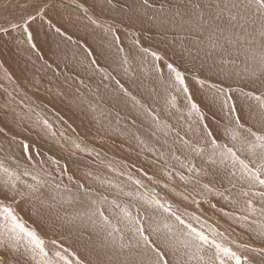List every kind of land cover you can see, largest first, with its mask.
<instances>
[{
	"label": "snow or ice",
	"instance_id": "snow-or-ice-1",
	"mask_svg": "<svg viewBox=\"0 0 264 264\" xmlns=\"http://www.w3.org/2000/svg\"><path fill=\"white\" fill-rule=\"evenodd\" d=\"M9 6L10 0H0V11ZM57 6L63 5L57 0H24L23 15L18 19L4 16L0 33L20 28L27 44L38 50L34 41L39 36L34 35L31 25L37 17L45 20ZM94 6L103 12L106 7L115 9L117 3L94 0ZM120 7L124 18L119 22H100L88 16L102 29L105 47L114 49L118 56L123 53L118 67L128 73L132 60L138 58L143 64L150 58L151 70L165 93V115L181 111L177 101L183 100L187 128L168 123L160 109L146 106L110 73L104 76L116 80L118 93L128 97L146 118L151 117L150 136L157 143L163 137V150L153 151L157 160L163 161L158 169L164 180L162 187L195 209L207 204L216 210L220 201L235 207L243 197L240 211L245 214L232 218L242 222L241 227L247 224L246 231L254 233L261 244L256 247L230 239V232L202 219L203 213L181 212L142 179L126 172L117 174L127 176L130 184H117L82 168L78 160H72L70 167L67 162L61 165L63 157L37 159L44 155L39 148L34 151L31 141L16 140L15 128L24 125L25 116L16 112L9 118L5 104L0 119V264H264V0H124ZM84 12L88 14V9ZM146 21L148 26L144 27ZM48 23L53 26L50 20ZM137 23L141 29L133 31ZM55 32L83 48L85 58L95 56L90 46L80 44L61 27ZM143 32L159 36L160 48L145 46ZM122 36L132 38L127 51ZM89 65L99 67L95 58ZM89 92L95 100L78 95L72 102L85 106L103 129L106 119L111 122L112 108L106 107L107 101L99 103L104 98L91 88ZM112 100L114 107L119 95ZM29 111L34 113L35 109ZM119 120L117 112L116 122ZM37 124L51 137L57 136L38 113ZM59 135L67 139L63 132ZM55 143L70 157L77 152L92 155L80 140L72 141L74 150L59 140ZM177 152L183 153V159ZM171 159L182 171H174ZM108 169L116 171L111 164ZM137 172L153 184L161 183L143 169ZM177 175L183 192L176 191ZM93 182L98 187H93ZM121 196L135 204L121 203ZM221 213L228 216L222 209ZM71 234L76 236L79 249L66 244Z\"/></svg>",
	"mask_w": 264,
	"mask_h": 264
},
{
	"label": "bare ground",
	"instance_id": "bare-ground-1",
	"mask_svg": "<svg viewBox=\"0 0 264 264\" xmlns=\"http://www.w3.org/2000/svg\"><path fill=\"white\" fill-rule=\"evenodd\" d=\"M82 1L100 10L98 6H94V0H82ZM67 3L72 6V10H68L67 8H65V5ZM72 3L73 1L57 0L58 5L60 4L63 5L62 7L57 6L54 10L51 11L54 15H56L57 27H61L69 35H71L74 40L79 41L80 44L85 46H90L94 50L95 56L85 58L83 48L78 47L77 45H73L70 42L66 41L64 37L59 36L55 32L56 27L44 26L43 29H41L40 23L42 22L37 20L38 22H35L32 25L31 30L34 31V35L39 36V40L34 42H36L38 46L47 50L46 54L43 55V60L47 63L44 66L38 68L33 58L29 57L28 58L29 65H27L25 71L27 75L21 73L24 71H21L18 68H15L14 70L15 75H17L18 80L21 82H22L21 78L23 77V75H25V77H28L29 79L33 78L34 75L37 77H42V75H44L46 77L45 86L48 87L47 90L52 89L51 92L53 96L50 102H52V105L54 106L55 110L61 112L66 118L67 117L77 118L81 123L83 122L84 125L89 127L91 130L93 129L95 132H100L107 135V138H109L112 142L115 141L119 144L125 145L127 148H129L132 151L131 154L146 161L145 163H143V169H145L150 165L159 168V166L163 163V161L157 160V156L153 154V151L155 149H161V143L163 141V137H161V142L157 143L156 140L150 136L149 125L151 123V120H144L140 118L141 115L139 111L141 110L133 107V103L128 99V97H124L121 93H118V90L115 91L116 80H119L120 83L126 89H128V91L132 95L134 93L133 96H135L142 103L144 104L149 103L150 105L156 106L155 108L160 109L161 116L164 117L165 119L172 120L173 122L172 125H176L177 127L179 125H183L184 128H187V123L185 122V120L181 118L182 116L185 115V110L182 107L183 100L178 99L177 101L178 107L181 108V111L176 112L175 110H172L174 115L166 116L165 115L166 105L163 99L165 93L163 88L159 85V83L155 79L157 74L152 72L151 70L150 67L151 59L149 58L148 61L143 64L140 62L138 58L132 60L129 66L128 73H125L123 69L118 67V63H117L120 59V56H122L123 53H121L120 56H118L114 49H109L105 47V38L102 29L96 27V25L91 23V21L88 19V16L90 14H85L84 8H77L75 5H72ZM114 3H117V7L115 9L106 7L105 10L101 13L108 18L124 17V13L120 7V5L124 3V0H118V2L117 0H114ZM23 4H24V0L11 2L8 9L0 11V21L4 23L3 21L4 16H9L10 18L18 19L21 15H23V8H22ZM77 4H81V3L77 2ZM65 9L67 10V12ZM36 25L40 26L39 29L36 28ZM147 26L148 25L146 21L144 27ZM135 28L141 29V25L137 23L135 25ZM21 33L24 34L23 32ZM9 35H15V34L10 33ZM25 38L26 37H24L22 41H19L18 45H15L14 48L15 49L18 48L19 51H22L25 48L24 45V41H26ZM122 40H123V46L127 51L130 48L129 40L128 38H125L123 36H122ZM10 49H12V47ZM50 53L52 55H50ZM65 53L67 54V59L64 58ZM73 53L76 54L75 57H73ZM9 54L11 55L12 53ZM40 56L42 55L40 54ZM40 56H38V59L40 62H42ZM0 57L2 58V61L0 60V91L6 94V96L14 103L15 100L18 99V97H21L22 99L24 98L31 106L36 108L35 111L42 118L48 120V122L52 125L53 128L60 129L67 136L73 138L74 140H77L75 138V136H77L75 134V131L73 130V132H71L68 130V128L61 127L60 125H62V122L55 116V114H53L49 110L46 111L43 106L33 103L32 100L25 97L26 89L21 88L18 84L16 85L13 82L14 80L12 81L13 78L6 69L8 63L4 61L3 54L0 53ZM93 58H95L98 61V65H99L98 68L96 65H91V66L89 65V61ZM42 64L44 63L42 62ZM49 64L51 65V67L47 66ZM65 64H67L68 67H65ZM30 66L35 68H32ZM8 68L13 70L14 66L9 67L8 65ZM109 73L111 74L112 77H115L116 80H113L111 78L105 79L104 76ZM72 74L77 76L79 80L80 79L83 80L84 84L76 83V80L71 77ZM165 75H166V70H165ZM85 79L89 81L87 84ZM85 85H87V87H85ZM116 86L118 87L117 84ZM132 87L134 88V90H132ZM89 88H91L92 91L95 92L97 95L104 98V100L99 101V103H104L105 101H107L106 107L112 108V116L109 118L111 122L109 123V120L106 119L103 122L104 123L103 129H101L100 124H98L95 120H93L92 115L87 111L85 106L77 107L76 104L72 102L75 99V97L78 95H83L88 97L89 99L95 100V96H93L92 93L89 92ZM153 88L156 89L155 97L152 96ZM5 89H7V92L4 91ZM11 92L14 94H11ZM9 93L11 94V96H9ZM117 95H119V101L115 102V106L113 107L114 101L112 100V98L116 97ZM196 98L197 100L201 99L200 96H197ZM52 105L50 103V106ZM82 107L84 108V110H82ZM117 112H119L120 115L119 123L116 122ZM125 112H129L134 116V118H127V116L124 117L123 114ZM145 129H149V131H145ZM137 137H139L140 139L138 140ZM16 140L17 142H19L20 140L28 141L30 140V137H26L19 134V138L16 136ZM140 140H143L145 143L141 144ZM145 145H147V147H145ZM88 148L89 150L92 151L93 154H96L95 149L92 145L91 147L88 146ZM33 149L34 151L36 150L34 147ZM39 150L42 153H44V155L42 157H37V159L48 160V157H51L48 154L49 152H47L43 148H39ZM19 151H20L19 148H17L16 152L19 153ZM46 154H48V156ZM181 154L182 155L176 153V155L182 158L183 153ZM78 159L81 160L80 157H78ZM109 161L112 167L116 168L118 171L122 169L121 166L117 167V164L114 163L113 161L111 160ZM153 161H156V163L153 164L152 163ZM195 162L199 163V160L197 159ZM6 163H11V162L6 161ZM173 164L176 165L174 171L176 172L182 171V169H179V164L177 163V161L171 159L169 161V165H173ZM12 167H15V165L13 164ZM94 174L97 175V172H94ZM176 177H178V175ZM92 186L98 187V185L95 184L94 182L92 183ZM109 190L110 189H108V191ZM121 197L126 199V197L123 196ZM125 202L126 201L124 200L121 201V203H125ZM173 206L177 207L176 204H174ZM196 226L198 227L199 225ZM67 244H75L79 246V242L77 241V238L74 234L68 236Z\"/></svg>",
	"mask_w": 264,
	"mask_h": 264
},
{
	"label": "rangeland",
	"instance_id": "rangeland-1",
	"mask_svg": "<svg viewBox=\"0 0 264 264\" xmlns=\"http://www.w3.org/2000/svg\"><path fill=\"white\" fill-rule=\"evenodd\" d=\"M17 1L19 0H10V3L17 2ZM64 1H73V0H64ZM76 1L80 2L81 5H83L84 9L85 8L88 9V12H89L88 14H90L91 16L93 15L92 17L93 18L96 17L95 19L100 22L112 21V20L119 22L121 18H124V17L108 18L104 16L99 9L94 8L92 5H89L88 3L82 0H75V3L73 2L72 5L76 6L77 4ZM65 8H67L68 10H72V6L69 5L68 3L65 5ZM37 20L43 23V24L40 23L41 29H43L44 26H47V27L49 26V23H48L49 20L51 21V24L53 25V27H57L56 15H54L52 12L46 16L45 20H40V18L37 17V19L32 23V25L35 22H38ZM0 23L2 22L0 21ZM39 27L40 26L36 25L37 29H39ZM132 30L137 31L140 29L134 28ZM21 32H23V30L20 28H16L15 30H12L11 28H9V31L7 33H0V53L3 54L4 61L8 63L6 69L11 74V77L13 78L12 81L14 80L13 82L16 85L18 84L21 88L26 89L25 97L32 100L34 103L43 106L46 111L49 110L53 114H55V116L62 122V125H60L61 127L68 128V130L71 132H73L74 130L75 134L77 135L75 136L77 140L83 141L86 145L90 147L92 145L95 149V152L99 153V156L93 153L91 156H88L84 153L77 152L76 156L70 157L67 151L62 149L59 144L55 143V140H59L60 144L65 145V148L69 150H74V146L72 144V141L74 140L73 138L67 136L62 130L55 129L53 127H52V131H55L57 133V136L51 137L48 131L46 129H43L42 124H37V112L35 111L33 113L29 111L31 107L34 108L33 106H31L24 98L22 99L21 97H18V99H16L14 103L6 96V94L0 91V118L3 119V113L5 111V108L3 107V105L5 104H7L8 106L9 118H11L16 112L25 116L24 125L22 127L15 128V131L18 133L17 135L18 138H19V134L26 136V137H30V140L28 141L32 142L33 147L35 149H37V147L43 148L44 150L49 152L48 154L53 159H58V158L63 157L62 159H60L61 165H64L67 162L69 166L73 167L71 161L78 160V163L82 166V168L86 167L87 169H90L93 172V174L94 172H97V175L100 176L101 178L110 179L114 183H117V184H123V183L130 184V181L127 180V176H121L117 174L118 172H121V171L126 172L127 175H131L134 178H139V179L142 178L145 185H147L148 187L154 188L160 194L161 197L168 199L169 202H171L173 205L176 204V206L179 207L181 212L195 211L197 215H201L203 213L202 219L207 218L209 220V223H211L214 227H218L222 231L227 230L228 232H230L231 233L230 239H235L238 242H247L256 247L260 246L261 242L255 239V234L252 232L246 231V228L248 227V225L245 224L244 227H241L240 224L242 222L235 221L232 218L236 215L245 214L240 211V208L243 206V200H244L243 197L239 198L240 203L236 205L235 207L228 204L226 201H220V203L217 204L216 210H210L207 204H204L202 206V209H195L194 206H191V205L186 206L183 202L180 201L178 197L172 195L171 192H169L167 189L162 187L164 180L159 175V172H158L159 168H156L155 166L150 165L146 167L145 169H143V163H145L146 161L131 154L132 151L129 148H127L125 145L119 144L115 141L112 142L109 138H107V135L100 133V132H95L93 129L91 130L89 127L85 126L83 122L81 123L77 118H72V117L66 118L61 112L55 110L54 106L52 105V102H50L53 96L51 92L52 89L47 90L48 87L45 86L46 77L44 75H42V77H37L34 75L33 78L31 79H29L28 77H25V75H27L25 71H26L27 65H29L28 58L32 57L37 67L40 68L44 66L46 63L43 59H41V61L44 63L42 64V62L39 61L38 56H40V54L43 56L44 54H46L47 50L43 49L42 47L38 45H37L38 50H33L30 45L26 44L27 43L26 41H24L25 48L22 51H19L17 47H16L17 49H15L14 46L18 45L19 41H22L24 37H26V34L24 35ZM10 33L15 34V35H9ZM127 38L130 43L129 45H131L132 38L131 37H127ZM160 39L161 38L159 36L153 33H150V32L148 33L143 32V35H142L143 44L145 46L151 45L153 48H160V45L157 43L158 41H160ZM5 44H8V45H5ZM11 47L12 49L13 48L14 49L13 50L10 49ZM6 50H7V53H6ZM15 51L19 53H16ZM8 52L12 53L13 55L12 54L10 55ZM50 55L52 54L50 53ZM0 60L2 61L1 57H0ZM8 65L9 67L14 66V69L13 70L9 69ZM15 68H18L21 71H24V72H21L25 74L21 78L22 82L19 81L17 78V75H15V72H14ZM32 68H35V67H32ZM71 77L76 80V83H80L81 79L79 80L77 76L72 74ZM88 82L89 81L86 80V84ZM242 83L243 82H241L240 86H244V84ZM236 86H237V83L233 82V87H236ZM117 90H118V87L116 86V83H115V91ZM132 90H134L133 87H132ZM248 90L249 88L245 87V91H248ZM11 94H14V93L11 92ZM47 102H50L53 107L50 106V103H47ZM145 104L146 106H150L154 109L156 107V106L150 105L149 103H145ZM139 112L141 115L140 118L144 120H151V117L146 118L145 114H143L141 111ZM123 116L124 117L127 116V118H134V116L130 114L129 112H125ZM39 117L41 116L39 115ZM181 118L185 120L184 116H182ZM165 120L170 124L173 123L172 120H168V119H165ZM64 121H67V123H64ZM29 125H34V127H29ZM69 125L71 127H69ZM173 131H175V128ZM61 132L64 133L67 139H63L60 137L59 134ZM169 140L171 141V138H169ZM177 153L179 155H182L180 152H177ZM48 154L46 155L48 156ZM77 156L80 157L81 160H79ZM181 159H183V156ZM109 160L116 163L117 167L121 166L122 169L118 171L116 168L113 167L116 171H109L108 169V165L110 164ZM89 162L91 163L89 164ZM124 165H128L129 167L125 168ZM138 168L146 171L148 175H155L156 179L161 180V183L160 184L151 183L150 181L147 180L146 177L143 176L142 172H137ZM175 185L177 186L176 187L177 192L184 191L183 182H181L178 177L175 178ZM115 191L116 189L109 190V192L111 193H114ZM230 199H235V197H230ZM123 200L129 203L130 205L135 204L134 201H127V198L124 199L120 197V201H123ZM212 202L217 203L216 199H213ZM221 209L223 212L228 213L227 217H224L222 215ZM132 210H133V214H135V208ZM66 244H67V241H66ZM70 245H74L75 247H77V249H79L78 245H75V244H70Z\"/></svg>",
	"mask_w": 264,
	"mask_h": 264
}]
</instances>
